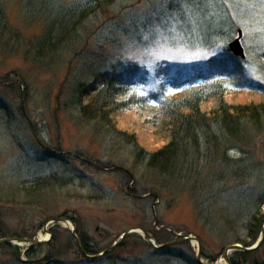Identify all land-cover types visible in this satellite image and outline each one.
Segmentation results:
<instances>
[{
    "label": "rangeland",
    "instance_id": "obj_1",
    "mask_svg": "<svg viewBox=\"0 0 264 264\" xmlns=\"http://www.w3.org/2000/svg\"><path fill=\"white\" fill-rule=\"evenodd\" d=\"M174 1L0 0V237L48 239L32 254L23 241H15L18 250L1 244L0 264H199V245L204 263L216 264L236 238H247V210L264 195V125L205 150L194 174L206 189L194 194L184 178L176 184L154 176L148 155L124 133L134 132L150 152L162 147L149 108L112 114L115 127L80 109L77 91L96 74L143 79L139 92L151 95L162 81L224 52V41H206L218 24L212 4L199 15L187 1ZM212 2L221 20L243 31L246 78L264 85V0ZM231 88L228 103L264 100L263 91ZM60 217L98 250L135 228H148L162 243L131 232L113 253L85 259L71 227L54 221ZM190 234L200 244L170 243ZM255 256L264 258V241Z\"/></svg>",
    "mask_w": 264,
    "mask_h": 264
},
{
    "label": "trees",
    "instance_id": "obj_2",
    "mask_svg": "<svg viewBox=\"0 0 264 264\" xmlns=\"http://www.w3.org/2000/svg\"><path fill=\"white\" fill-rule=\"evenodd\" d=\"M179 1H174L173 5L180 4ZM185 1L199 15L202 11H207L206 4H213L217 15L211 21L218 24L211 23L213 26L216 24L217 30L209 37L206 36V41L209 46L214 41H224L222 42L225 44L223 53L211 57L204 66H196L183 71L182 74L186 75L185 77H169L167 79L169 81H162L159 90L151 95L140 94L138 85L143 79L137 81L129 74L114 71L96 74L92 82L82 84L77 91V99L85 117L98 118L114 127L112 114L134 107L149 108L154 113L151 126L155 131L164 135L165 144L157 151L150 152L140 144L134 132L126 130L124 133L134 138V142L144 156L148 155L144 159L154 176L165 181L177 182L176 184L181 183L184 178L186 180L184 184L189 186L188 188L192 189V193L195 194L198 190L206 189L205 185L202 186V183L207 184L206 180L201 181L199 176L194 174L197 160L202 159L205 150L209 149L207 152L213 149L218 150V147L225 144L224 141H232L237 137L242 138L241 136L246 132L264 125V100L246 104L228 103L225 98L229 91L227 84H231L232 88L235 85L237 89L263 92L264 85L246 78V61L244 62V59L230 50V42L239 35L240 28L237 24L227 18L221 20V16L218 15L219 10L215 8L212 0ZM262 55L264 56V51ZM168 69L171 70V68ZM192 70L195 72L192 73ZM260 72H263L262 67ZM171 88H174L175 92H172ZM212 101L218 104L208 110L207 104H211ZM131 177L132 175L129 174L130 180ZM260 197L261 201L259 194L253 197V205L247 210L251 214L247 238H236V241H232L233 244L238 243L244 247H250L257 242L259 230L256 228L259 221L261 222L259 201L260 205L264 203V195L261 194ZM146 199L150 202V207L155 204V197L149 196ZM230 212L232 211L229 210L226 213ZM239 213V209L236 208V214ZM208 220L212 222L209 216ZM0 230H3L1 226ZM154 236L158 242L162 241L156 233ZM82 244L87 254H96L106 250L94 248L86 238L82 239ZM2 247L19 249L13 243L2 244ZM36 248L38 245L32 244L27 249V253L32 254ZM259 248L251 251H234L231 264H264V258L255 256ZM79 250L83 258H89L80 248ZM111 253L113 251L105 254ZM50 258L51 256L48 255L47 259Z\"/></svg>",
    "mask_w": 264,
    "mask_h": 264
},
{
    "label": "water",
    "instance_id": "obj_3",
    "mask_svg": "<svg viewBox=\"0 0 264 264\" xmlns=\"http://www.w3.org/2000/svg\"><path fill=\"white\" fill-rule=\"evenodd\" d=\"M242 36H243V33H242V30H240L239 37H237L235 40H233L230 43V50L236 56H239V57H242V58H246V51H245V47L243 46V43H242ZM54 221L58 222V223H61V222H64L66 224L70 223L69 219L66 218V217H60V218L54 219ZM73 225H74V228L72 229V232L77 238L76 240H77V243H78L79 247L81 248V250L83 251V253L86 256H91V255L87 254L86 251L84 250L82 241H81L80 237L77 235V233L75 231L76 226H75L74 223H73ZM131 232H142L143 235L146 237V239L148 241L154 240L153 235L150 232H148L147 230L143 229V228H135L134 231L129 229L120 237V239L117 242H115L111 247H109L107 250H105L102 254H104L107 251H111L115 247H117L123 241V239ZM191 239H194L195 241H198V242L200 241L197 236H195L193 234H190V235L181 236V238H179L178 240L172 242L171 244L176 243V242H182V241H186V240H191ZM15 241H23V242L29 243V244H40L41 242H44V241L36 239V238H26V237L14 238V237H8V238H5V239L1 240L0 241V245L1 244H7V243L15 242ZM263 241H264V227L262 229L261 237L258 239V241L253 246L244 247L241 244H235V245L229 246V247H227L224 250L223 257H225V259L228 262V264H231L230 253L232 251H251V250H255V249H257V248H259L261 246ZM199 244H200V242H199ZM199 246H201V245H199ZM96 256H98V255H95V257ZM197 260H198L199 264H205L204 261L202 260L201 248H199V253L197 255Z\"/></svg>",
    "mask_w": 264,
    "mask_h": 264
},
{
    "label": "bare ground",
    "instance_id": "obj_4",
    "mask_svg": "<svg viewBox=\"0 0 264 264\" xmlns=\"http://www.w3.org/2000/svg\"><path fill=\"white\" fill-rule=\"evenodd\" d=\"M212 8H214L213 4H212ZM68 226L73 228V224L72 223H68ZM41 239L44 240V241L48 240L47 237H45V236H41ZM225 262H226V259L224 257V258L220 259L216 264H225Z\"/></svg>",
    "mask_w": 264,
    "mask_h": 264
}]
</instances>
